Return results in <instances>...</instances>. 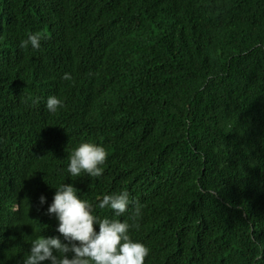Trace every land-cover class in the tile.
Segmentation results:
<instances>
[{"label": "trees", "instance_id": "16d2710c", "mask_svg": "<svg viewBox=\"0 0 264 264\" xmlns=\"http://www.w3.org/2000/svg\"><path fill=\"white\" fill-rule=\"evenodd\" d=\"M64 1L0 0V177L17 170L0 204L4 262L51 236L38 219L52 200L29 179L70 176V151L94 143L109 151L102 176L72 185L94 206L127 191L121 221L139 202L129 234L145 264H264V0ZM36 32L40 48L21 49ZM196 105L219 131L191 117Z\"/></svg>", "mask_w": 264, "mask_h": 264}, {"label": "clouds", "instance_id": "9594fccd", "mask_svg": "<svg viewBox=\"0 0 264 264\" xmlns=\"http://www.w3.org/2000/svg\"><path fill=\"white\" fill-rule=\"evenodd\" d=\"M44 34L36 32L30 34L27 39L20 42V48L27 50L31 46L37 50L41 46V40ZM207 59V66L213 63V58L203 54ZM64 80H71L70 74L65 73ZM208 82V81H207ZM193 97L196 99L198 95H202L203 88L193 90ZM63 107V102L56 96H49L46 102L47 111L55 114L59 108ZM197 121H201L202 128L220 130L222 120L219 115L212 114L206 109H202L196 105L191 113ZM204 119V120H203ZM189 127H194L190 125ZM196 128V127H194ZM68 151V147L66 148ZM145 155V154H144ZM150 155H152L150 153ZM109 151L107 148L98 146L94 143H81L75 149L70 151L68 156L69 163L67 172L68 177L43 178L41 173L37 172L34 176H38L40 183L37 185L33 180L29 179V194L40 198L41 205L46 203V199H51L52 203L45 211L41 218L38 219L48 222L49 237L37 236L29 242L31 248L27 249L25 256L13 264H43L50 261L51 264H145V258L150 254L144 244L135 242L130 236V229L139 228V224L135 221L141 216V205L134 202V210L128 219L121 221L118 217L125 215L129 210V194L122 191L118 194L103 195L97 197L99 203L95 206L87 200L79 198L81 191V183L87 180L86 176L98 178L102 176L103 165L108 159ZM17 170H7L6 178L0 177V204L1 198L8 195L7 191L11 188V179L15 176ZM82 181L73 186V182L78 179ZM47 181L48 183H45ZM66 181V183H62ZM50 194L39 192V189H46ZM5 190V191H6ZM110 209L117 218L101 217L96 214V210ZM13 211H19V204L15 203ZM54 216L56 220L51 219ZM129 221H132L130 223ZM99 225L97 232L94 225ZM67 241V243H64ZM72 256L69 258L68 254ZM58 254V255H57ZM0 264H8L4 262L0 255Z\"/></svg>", "mask_w": 264, "mask_h": 264}, {"label": "bare ground", "instance_id": "6f19581e", "mask_svg": "<svg viewBox=\"0 0 264 264\" xmlns=\"http://www.w3.org/2000/svg\"><path fill=\"white\" fill-rule=\"evenodd\" d=\"M48 1H49V0H48ZM65 1H66V0H65ZM65 1H64V2H65ZM43 2H44V1H43ZM45 2H46V1H45ZM75 2H76V1H75ZM69 4H70V2H69ZM75 4H76V3H75ZM72 5H74V4L71 3V6H72ZM66 6H67V4H66ZM68 6H69V5H68ZM8 20H9V19H8ZM3 24H4V23H3ZM24 27H25V26H24ZM2 28H3V27H2ZM27 31H28V30H27ZM6 32H8V31H6ZM6 32H5V33H6ZM4 36H6V35H4ZM9 37H11V36H9ZM3 57H4V56H3ZM18 63H19V62H18ZM18 63H17V64H18ZM12 64H13V63H12ZM20 64H21V63H20ZM7 65H8V64H7ZM13 66H14V65H13ZM13 66H12V67H13ZM14 67H15V66H14ZM14 67H13V68H14ZM19 67H20V66H19ZM14 69H15V68H14ZM27 69H29V68H27ZM15 70H16V69H15ZM29 70H30V69H29ZM32 71H33V70H32ZM16 72H17V71H16ZM29 72H31V71H29ZM15 75H16V74H15ZM25 75H26V73H25ZM26 76H27V75H26ZM33 76H34V75H33ZM3 77H4V76H3ZM24 78H25V77H24ZM24 78H23V79H24ZM28 78H29V77H28ZM2 79H3V78H2ZM1 81H2V80H1ZM28 81H29V80H28ZM21 82H22V80H21ZM21 82L18 83V81H17V84L19 85V84H21ZM10 83H11V82H10ZM10 83H9V84H10ZM26 83H27V82H26ZM30 83H31V82H30ZM30 83H29V84H30ZM34 83L37 84L36 82H34ZM38 84H39V83H38ZM32 85H33V84H32ZM10 86H11V84H10ZM10 86H9V87H10ZM13 86H14V85H13ZM16 86H17V85H16ZM23 86H24V85H23ZM25 87H27V85H26ZM28 87H29V86H28ZM5 88H8V87H5ZM10 88H11V87H10ZM14 88H15V87H14ZM21 88H22V87H21ZM31 88H32V87H31ZM15 89H16V88H15ZM50 89H51V88H50ZM4 90H5V89H4ZM4 90H1V91H4ZM7 90H8V89H7ZM9 90H10V89H9ZM21 90H23V88L20 89L19 91H21ZM27 90L29 91L30 89L27 88ZM5 91H6V90H5ZM5 91H4V92H5ZM24 91H26V90H24ZM30 91H31V90H30ZM11 92H12V91H10V93H11ZM15 92H17V90H16ZM31 92H32V91H31ZM52 92H53V91H52ZM12 93H13V92H12ZM4 94H5V93H4ZM8 94H9V93H8ZM8 94H7V95H8ZM14 94H15V93H14ZM50 94H51V92H50ZM15 95H16V94H15ZM5 96H6V95H5ZM5 96H4V97H5ZM9 97H11V96H9ZM20 97H21V96H20ZM20 97H19V98H20ZM23 97H24V96H23ZM45 97H46V96H45ZM42 98H43V96H42ZM10 99H11V98H10ZM14 99H15V98H14ZM40 99H41V98H40ZM18 100H19V99H18ZM45 101H46V98H45Z\"/></svg>", "mask_w": 264, "mask_h": 264}]
</instances>
